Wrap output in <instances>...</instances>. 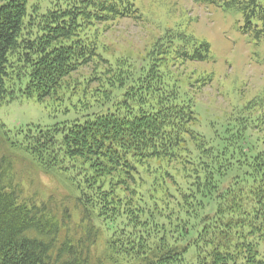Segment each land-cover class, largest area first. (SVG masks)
Listing matches in <instances>:
<instances>
[{"label": "trees", "instance_id": "obj_1", "mask_svg": "<svg viewBox=\"0 0 264 264\" xmlns=\"http://www.w3.org/2000/svg\"><path fill=\"white\" fill-rule=\"evenodd\" d=\"M193 1L236 10L264 46V0ZM121 18L142 20L134 0H0V104L61 88L83 101V82L99 76H69L89 64L107 73L81 120L14 131L0 122V264H264V92L210 121L207 138L181 91L191 81L168 64L206 61L209 44L166 29L138 67L112 62L98 33ZM3 146L71 177L77 225L68 205L24 198Z\"/></svg>", "mask_w": 264, "mask_h": 264}, {"label": "rangeland", "instance_id": "obj_2", "mask_svg": "<svg viewBox=\"0 0 264 264\" xmlns=\"http://www.w3.org/2000/svg\"><path fill=\"white\" fill-rule=\"evenodd\" d=\"M134 3L142 20L121 18L100 26L99 40L105 44L106 53L112 62L117 57L128 56L136 68L144 51L166 29H180L178 31L205 40L210 46V57L206 61L182 62L174 59L168 66L178 79L191 81L193 87L180 82L186 92L181 91L192 99L199 120L197 129L207 138L211 136L210 121L216 124L215 120L224 119L233 111L235 102L241 104L264 92V46L255 45L242 32V18L236 10L193 0H134ZM91 73L98 75L99 80L83 82L84 90L88 92L83 101L92 103L88 109L82 107L83 101H79L77 94L66 99L65 92L68 91L61 88L59 97H47L41 102L35 97L23 96L3 102L0 104V122L14 131L27 125L51 127L64 121L81 120L83 114L96 110L98 106L95 104L101 101V98L96 101L93 90L95 84H100L106 77L105 67L100 65L93 69L91 64L82 66L67 79L69 83L77 78L85 80ZM207 74L211 75V81H205L207 85L197 91L201 82H194ZM71 102L78 103L80 107L73 109ZM3 147L13 158L16 181L23 188L24 198L35 199L38 203L52 198L68 205L72 222L77 225L79 216L74 210L73 200L78 191L70 182L71 177L52 166L42 167L21 150ZM78 178L73 174L74 180ZM106 188L109 186L106 185ZM105 236L100 235L97 241L99 252L104 247Z\"/></svg>", "mask_w": 264, "mask_h": 264}]
</instances>
